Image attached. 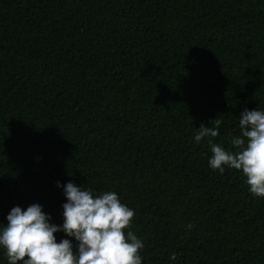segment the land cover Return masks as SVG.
Segmentation results:
<instances>
[{
  "label": "trees",
  "instance_id": "16d2710c",
  "mask_svg": "<svg viewBox=\"0 0 264 264\" xmlns=\"http://www.w3.org/2000/svg\"><path fill=\"white\" fill-rule=\"evenodd\" d=\"M245 109L264 0H0V227L33 203L62 225L72 182L134 209L142 264H264V198L194 140L222 119L227 149Z\"/></svg>",
  "mask_w": 264,
  "mask_h": 264
},
{
  "label": "clouds",
  "instance_id": "9594fccd",
  "mask_svg": "<svg viewBox=\"0 0 264 264\" xmlns=\"http://www.w3.org/2000/svg\"><path fill=\"white\" fill-rule=\"evenodd\" d=\"M210 123V127L201 125L194 136L197 144L207 138L210 168L220 174L225 169L240 171L251 195L264 198V110L245 109L239 115L240 135L230 137L227 149L214 142L222 119ZM63 187L67 202L62 206V225L50 223L51 217L38 203L26 210L20 206L10 210L7 224L0 227V248L7 264H142L145 245L130 230L134 209L114 191L96 195L72 182ZM58 232L78 243L74 246L67 238L58 242ZM171 259H176L175 254Z\"/></svg>",
  "mask_w": 264,
  "mask_h": 264
}]
</instances>
